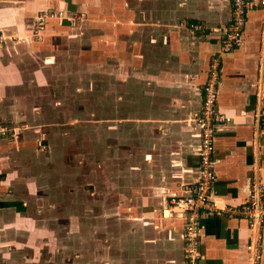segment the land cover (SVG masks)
Here are the masks:
<instances>
[{
	"label": "crops",
	"instance_id": "0c3cea01",
	"mask_svg": "<svg viewBox=\"0 0 264 264\" xmlns=\"http://www.w3.org/2000/svg\"><path fill=\"white\" fill-rule=\"evenodd\" d=\"M248 1L253 6L243 43L222 55L220 63L216 111L231 119L215 133L213 197L221 209L245 204L264 186V0ZM44 11L62 13L64 19L49 20L38 41L32 33ZM72 19L114 36L100 40L114 62L113 93L118 95L113 94V103L121 101L124 111L115 117L124 134L114 133V141L130 143L138 136L149 143L140 153L154 151L141 153L144 161L174 173L162 174L166 190L148 200L150 211L138 231L132 264H184L183 215L168 201L186 196L197 181L196 118L210 62L220 53L221 30L231 19L230 1L0 0V34L8 37L0 48V121L31 123L32 97L36 100L45 88L55 61L66 59L67 46L78 41L69 36ZM137 62L144 74L135 72ZM27 147L0 141L1 260L9 256L25 221L19 210L26 217L31 213V176L22 181L31 170ZM259 201L264 204V192ZM201 234L202 264H264V227L251 228L246 219L220 212L202 218Z\"/></svg>",
	"mask_w": 264,
	"mask_h": 264
},
{
	"label": "rangeland",
	"instance_id": "374dc122",
	"mask_svg": "<svg viewBox=\"0 0 264 264\" xmlns=\"http://www.w3.org/2000/svg\"><path fill=\"white\" fill-rule=\"evenodd\" d=\"M55 15L57 22L64 19ZM78 20L69 21V36L78 41L52 65L44 91L32 97L31 123L0 121V141L16 149L28 144L31 159L22 179L31 176V213L19 210L25 221L0 264H132L148 200L166 190L162 174L174 175L144 161L143 152L154 151H144L149 143L138 136L114 141V133L123 137L115 117L124 111L121 101L113 103L114 62L100 41L114 36L91 23L78 26ZM143 67L137 62L135 72Z\"/></svg>",
	"mask_w": 264,
	"mask_h": 264
},
{
	"label": "built area",
	"instance_id": "2783aa9c",
	"mask_svg": "<svg viewBox=\"0 0 264 264\" xmlns=\"http://www.w3.org/2000/svg\"><path fill=\"white\" fill-rule=\"evenodd\" d=\"M231 19L229 24L221 30V49L209 65L208 76L203 86L200 113L196 118L199 126L198 177L196 183L188 189L183 197H172L168 201L173 211L183 215L184 264H202L201 229L202 218L207 214L226 213L230 217H242L249 222V226L256 229L264 227V204L259 201V194L264 192V186H258V194H250L248 201L236 208L221 209L213 197V187L216 181L215 167L217 160L215 153V133L217 127L229 124L231 119L217 113V94L221 79V57L233 52L243 43V35L247 22V12L253 6L248 0H229ZM56 19V15L44 11L35 21L32 37L41 38L47 21ZM8 37L0 34V48ZM264 122V111L260 114ZM5 134L0 129V137ZM256 256L254 261H258Z\"/></svg>",
	"mask_w": 264,
	"mask_h": 264
}]
</instances>
